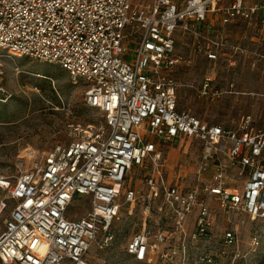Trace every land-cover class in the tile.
<instances>
[{
  "label": "built area",
  "instance_id": "2783aa9c",
  "mask_svg": "<svg viewBox=\"0 0 264 264\" xmlns=\"http://www.w3.org/2000/svg\"><path fill=\"white\" fill-rule=\"evenodd\" d=\"M236 25L251 30L252 48L230 39ZM186 35L192 59L206 62L197 94L213 101L225 93L215 83L220 65L264 68V0H0V52L59 66L102 118L67 144L25 149L13 182L0 179V264H90L89 248L100 235L99 248L109 245L121 206L139 198L146 218L162 199L155 209L168 228L150 236L144 220L126 245L138 262L185 259L187 241L211 240L218 207L264 221V131L255 119L210 124L177 107L174 75L185 62L177 43ZM180 137L201 143L192 172L170 170L163 156ZM76 202L89 207L78 218L68 214ZM224 235L235 244L234 227ZM192 264H218V256Z\"/></svg>",
  "mask_w": 264,
  "mask_h": 264
},
{
  "label": "rangeland",
  "instance_id": "374dc122",
  "mask_svg": "<svg viewBox=\"0 0 264 264\" xmlns=\"http://www.w3.org/2000/svg\"><path fill=\"white\" fill-rule=\"evenodd\" d=\"M228 33L230 39L253 47L248 41L250 29L236 25L229 27ZM191 43L188 35L177 43V52L185 60L174 75L178 84V109L189 110L210 124L228 126L242 115L249 114L255 119L254 127L264 131V68L255 64L250 69L251 60L238 64V68L230 72L221 71L223 67L220 65L215 83L225 93L213 101L204 99L198 96L197 90L207 70L206 62L200 57L192 59ZM261 48H264V43ZM130 60L128 57L126 61ZM83 91L82 85L72 83L66 71L57 65L26 57L9 58L0 52V179L13 182L25 149L47 152L57 144H67L80 138L83 131L100 123L102 118L98 111L84 104ZM195 147H188L185 154L182 148L163 145L167 165L171 167L176 163L182 165L186 172L193 171L198 154ZM140 177L139 172L131 171V182L140 193H145L144 178ZM190 181L191 178H185L186 183ZM3 194L0 190V198ZM161 203L162 199L152 203L153 209L147 218L142 198L131 207L123 204L109 229L113 240L106 247L99 248L101 235L97 238L87 253L90 264H192L199 256L208 253L218 256V264H264V221L232 212L227 217L219 207L211 240L187 241L185 259L174 256L164 262L160 258H153L151 262L135 261L127 254L126 245L134 234L143 231L144 220L145 230L150 232V236L157 229L168 228L164 216L155 209ZM211 206L214 209L216 204ZM88 209V205L76 202L69 207L68 214L78 218ZM193 211L188 220L190 226L196 209ZM230 226L236 229V242L226 245L223 237ZM254 235L257 243L253 245L251 237Z\"/></svg>",
  "mask_w": 264,
  "mask_h": 264
},
{
  "label": "crops",
  "instance_id": "0c3cea01",
  "mask_svg": "<svg viewBox=\"0 0 264 264\" xmlns=\"http://www.w3.org/2000/svg\"><path fill=\"white\" fill-rule=\"evenodd\" d=\"M203 120H205V119H203ZM168 146H170L172 148H177V149L182 148L183 149V152L185 154H187V148L188 147H190V146H196L195 148H196V150H197V152L199 154V150L201 148V143H200V141H198L196 139L186 138V137H180V138L176 139L174 142L170 143ZM198 154H197V157H199ZM197 157L195 159V164H196V161H197ZM176 165H178V164H176V163L175 164H172L171 167L168 166V165L167 166L171 170ZM194 168H195V166H194ZM189 172H192V170H190ZM209 174H210V172L207 173V176H209Z\"/></svg>",
  "mask_w": 264,
  "mask_h": 264
},
{
  "label": "trees",
  "instance_id": "16d2710c",
  "mask_svg": "<svg viewBox=\"0 0 264 264\" xmlns=\"http://www.w3.org/2000/svg\"><path fill=\"white\" fill-rule=\"evenodd\" d=\"M45 77H49L48 75L44 74Z\"/></svg>",
  "mask_w": 264,
  "mask_h": 264
}]
</instances>
